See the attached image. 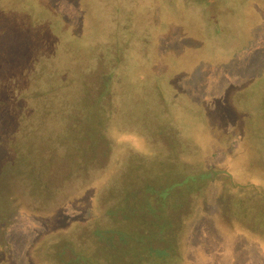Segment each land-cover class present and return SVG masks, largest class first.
Listing matches in <instances>:
<instances>
[{
    "label": "rangeland",
    "instance_id": "obj_1",
    "mask_svg": "<svg viewBox=\"0 0 264 264\" xmlns=\"http://www.w3.org/2000/svg\"><path fill=\"white\" fill-rule=\"evenodd\" d=\"M37 7L93 45L0 98V264H264V0H0V68Z\"/></svg>",
    "mask_w": 264,
    "mask_h": 264
},
{
    "label": "trees",
    "instance_id": "obj_2",
    "mask_svg": "<svg viewBox=\"0 0 264 264\" xmlns=\"http://www.w3.org/2000/svg\"><path fill=\"white\" fill-rule=\"evenodd\" d=\"M36 12L38 14V20H40V26L37 23L36 27L34 26L29 29L26 34L25 39L27 40L26 48H28V52L25 56L27 57V60L24 61V64L22 65L25 67L24 70L20 71L17 68L18 66L15 68L11 67L12 70H9L11 65H9L8 68H0V98L4 97V103L13 106L14 111L18 115V117L13 118L15 120V129L19 130V122L21 120V116L19 115H21V111L25 108L23 105L24 102L28 100L26 97L27 91L36 92L38 90H43L40 87H42V84L46 81V78L43 77L45 71L48 69L51 70V68L54 69L60 64L58 70H61V67H64L62 63L68 62V58L70 59L69 62L77 56L79 59H82L81 55L84 54L82 49H85L84 42H89L86 39L82 40L77 37L73 28L69 24H63V27H61L62 23H60V18L56 17L55 20L54 12L51 13L43 8L38 9V7ZM50 17H53V20H55L56 23L55 21H49L48 24L44 23V20ZM61 35H63V37ZM72 35L74 39L71 38ZM28 37L30 38V41L28 40ZM92 42L93 41L91 40L89 42L91 46L93 45ZM97 45L100 46L99 44ZM101 49H99V51ZM59 50H63L66 54L58 55L57 51ZM107 56L108 54H106V57ZM16 57V55L11 56L10 62ZM47 59L49 60L48 62L46 61ZM35 71H40L42 73V80L37 84H30V76H33V73L36 75ZM59 72L60 71H57L56 73L59 74ZM30 103L32 106H35L37 102L30 101Z\"/></svg>",
    "mask_w": 264,
    "mask_h": 264
}]
</instances>
